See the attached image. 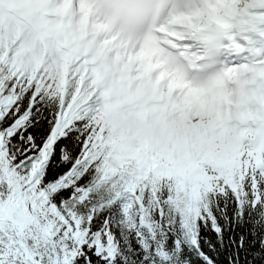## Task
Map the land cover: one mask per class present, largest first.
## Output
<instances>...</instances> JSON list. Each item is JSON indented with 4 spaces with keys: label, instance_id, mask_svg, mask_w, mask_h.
<instances>
[{
    "label": "snow or ice",
    "instance_id": "obj_1",
    "mask_svg": "<svg viewBox=\"0 0 264 264\" xmlns=\"http://www.w3.org/2000/svg\"><path fill=\"white\" fill-rule=\"evenodd\" d=\"M229 194L264 208V0H0V264H183L177 228L212 264L199 224Z\"/></svg>",
    "mask_w": 264,
    "mask_h": 264
},
{
    "label": "trees",
    "instance_id": "obj_2",
    "mask_svg": "<svg viewBox=\"0 0 264 264\" xmlns=\"http://www.w3.org/2000/svg\"><path fill=\"white\" fill-rule=\"evenodd\" d=\"M27 107L28 99L25 98L20 108L21 115ZM57 110L55 101L47 97L39 100L32 109V115L25 128L13 138L21 150L29 147V136L33 137L38 146L44 143L52 130ZM11 122L12 119H9L8 123ZM20 135H23V140H20ZM77 136L78 132L72 131L60 143L71 149ZM55 163L57 166H63L59 161ZM211 212L215 225L213 219L208 217L199 224V250L212 264H264V208L253 209L248 205L241 209L229 194L214 200ZM216 227L220 228L219 233L215 230ZM176 241H179L183 249L180 254L183 264H207L192 246L190 236L180 228L168 236L170 250L176 248ZM131 245L140 253V247L134 237L131 239Z\"/></svg>",
    "mask_w": 264,
    "mask_h": 264
},
{
    "label": "clouds",
    "instance_id": "obj_3",
    "mask_svg": "<svg viewBox=\"0 0 264 264\" xmlns=\"http://www.w3.org/2000/svg\"><path fill=\"white\" fill-rule=\"evenodd\" d=\"M147 4L132 3L127 6V12L117 21V29L126 37L136 35L141 29L143 9Z\"/></svg>",
    "mask_w": 264,
    "mask_h": 264
},
{
    "label": "bare ground",
    "instance_id": "obj_4",
    "mask_svg": "<svg viewBox=\"0 0 264 264\" xmlns=\"http://www.w3.org/2000/svg\"><path fill=\"white\" fill-rule=\"evenodd\" d=\"M130 41H135V40H130ZM75 43V42H74ZM161 79H163V77H161Z\"/></svg>",
    "mask_w": 264,
    "mask_h": 264
}]
</instances>
